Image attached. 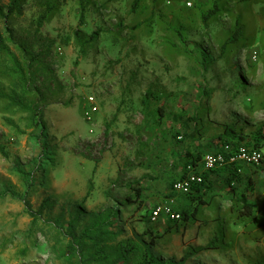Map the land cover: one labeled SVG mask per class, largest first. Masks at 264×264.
Wrapping results in <instances>:
<instances>
[{
  "label": "rangeland",
  "instance_id": "rangeland-1",
  "mask_svg": "<svg viewBox=\"0 0 264 264\" xmlns=\"http://www.w3.org/2000/svg\"><path fill=\"white\" fill-rule=\"evenodd\" d=\"M20 5L0 17L9 47L0 49V264H78L54 226L60 220L65 228L80 211L87 217L80 233L112 210L121 234L109 246L132 238L175 264H264V214L234 234L231 206L248 195L238 199L222 187V176L210 177L222 189L212 209L199 213L227 221V228L219 225L217 250L205 249L211 223L203 228L191 220L185 228L180 219L164 234L165 219L147 221L183 175L187 149L211 150L226 126L249 137L264 124V0ZM238 18L243 32L230 42ZM15 100L37 104L40 120ZM260 167L244 169L239 189L254 190ZM139 188L143 197L133 201ZM263 190L264 183L260 197ZM28 204L41 214L37 223ZM94 247L89 242L85 252Z\"/></svg>",
  "mask_w": 264,
  "mask_h": 264
},
{
  "label": "trees",
  "instance_id": "trees-1",
  "mask_svg": "<svg viewBox=\"0 0 264 264\" xmlns=\"http://www.w3.org/2000/svg\"><path fill=\"white\" fill-rule=\"evenodd\" d=\"M20 6V0H10L6 8L1 6L0 3V17H10L14 15L18 11V9H20ZM5 9L7 11V14H5ZM83 13L84 10L82 11V15ZM205 20H208V16H205ZM242 32L243 28L240 25V18H238L235 33L233 35V38H230L229 41L238 42V39L241 37ZM76 34L78 37V41L82 42L80 34L78 32ZM0 49L4 50L5 52H9V47L6 45V41L1 33ZM145 96L146 97L144 99V102L146 104L145 106L147 107V102L152 97V95L151 93H147ZM15 105L19 106L22 110H25L26 112L32 114L35 121L38 122L40 120V111L37 104L33 103L28 105L20 100H15ZM223 145H231L233 146L234 150L238 149L239 146L244 145L247 147L258 149L262 152V150L264 149V124L249 137L243 136L232 127L226 126L222 134L218 135L217 138L209 142L208 147L211 150L207 151L206 149H203L199 146H195L192 149H187L186 155L184 157L183 175L180 177V179H174L170 182L169 186L172 189V193L169 196H166L163 202L155 206V208L149 213L147 217V221L149 223H158L161 220L165 219L164 221L167 222L168 225L164 234L173 233L175 229L174 227H176L175 223L178 220H173L169 217H162L157 222H153L151 219L152 212L158 206L173 201V211L180 214V219H182L184 222L183 227L187 228L188 226H190L188 222L191 220H194L195 224H202L203 228L204 226H209L210 223L213 224V239L209 242L208 246L205 249L217 250L219 248V225L223 222V225H225V228H227V221H223L222 215L212 219V221L201 220L202 218L199 217V213L203 208H211L212 206L215 194L212 195V193L214 192L209 179L211 175L218 173V171L216 170H218L219 168L212 172H200V162L202 161L206 153L218 152L221 150V147ZM189 166L196 168L197 171L200 172V174L203 176V182L194 184L192 186L191 192L188 194L177 193L173 189L174 184L187 176ZM223 168H226L223 171V174H221V176L225 178V187L229 186L231 188V191H233L235 194V185L237 184V181H239L242 174V172H239V169L243 168L238 163L226 165ZM90 185L91 186L88 195L93 189L92 180L90 181ZM251 190H253V186H251ZM178 195L180 197L183 196V198L188 202V206H181L177 204L175 197H177ZM237 195L238 194H236V196ZM135 196L136 198H131L133 199V201H135L137 198L143 197V190L139 188L136 191ZM127 199L130 198L128 197ZM27 209L29 215L33 219V222L37 223L41 215L39 214V211H33L29 204ZM231 210L234 214V216L232 217L234 234H237V232H239L240 229L242 230V228H248L250 225L256 224V222L259 220V210L254 203L237 201L231 206ZM117 216L118 212L112 210L105 218H103V221L101 223H97V225L93 226L92 228H86L80 233H77L79 225L83 223V221L87 218L85 213L79 211L77 215L74 216L73 219L66 224L65 228L61 226L60 220L58 224L54 226V228L58 230L61 235H64L69 239L70 242L68 247L70 248L73 255L77 256L78 264H129L130 262L132 264H175L172 261H164L157 258L149 251L146 246L132 238L120 240L116 244H112L109 246L108 242L110 240L116 239L121 234V230L118 228ZM234 226L240 227L238 231H234ZM150 236L153 238V235L150 234ZM89 242L94 243L95 250H89L87 254L85 252V246ZM109 249L113 250V252H110ZM190 254H192V252H190ZM186 259H188V257H184L182 260L185 262Z\"/></svg>",
  "mask_w": 264,
  "mask_h": 264
},
{
  "label": "built area",
  "instance_id": "built-area-1",
  "mask_svg": "<svg viewBox=\"0 0 264 264\" xmlns=\"http://www.w3.org/2000/svg\"><path fill=\"white\" fill-rule=\"evenodd\" d=\"M192 7L193 3L187 4ZM238 163L240 166L249 165L254 168H258L263 163V153L255 148L247 147L244 145L239 146L238 149L234 150L231 145H223L221 150L218 152H208L204 155L200 166L203 172H212L218 168H223L226 165ZM242 172V169H239ZM203 182V176L196 168L189 166L187 176L177 181L174 184V190L177 193L188 194L192 190L194 184ZM173 201L158 206L151 215L153 222H157L162 217H169L173 220H179L180 214L173 211Z\"/></svg>",
  "mask_w": 264,
  "mask_h": 264
},
{
  "label": "crops",
  "instance_id": "crops-1",
  "mask_svg": "<svg viewBox=\"0 0 264 264\" xmlns=\"http://www.w3.org/2000/svg\"><path fill=\"white\" fill-rule=\"evenodd\" d=\"M251 168V166H249V165H245V166H243V169H242V173H243V171H244V169H247V168ZM226 168H219L218 170H216V171H218V173L217 174H214L215 176H221V174H223V171L225 170ZM261 170H263V172H260ZM214 175H211V177L212 176H214ZM223 177V176H222ZM253 178L254 179H256L255 180V183L252 181V184H254V190L253 191H251V192H245L246 190H241V189H239V185H242L241 183L240 184H236L235 185V188H236V194H238L237 195V198H240L242 195L243 196H247V199H245V200H243L242 202H251V203H254V204H256V206L258 207V210H259V219H261V217H260V212L261 213H263L264 214V211H263V209H262V206L261 205H263L264 204V190L262 191V197H260L259 196V194H260V185L261 184H263L264 183V163H263V165H262V167H260L259 168V171L256 173V174H254V176H253ZM220 180H222V178H220ZM224 180H225V178H224ZM222 187H225V184L222 186ZM247 187V185L246 184H244L243 186H242V189H245ZM213 189H214V193H212V195H214L215 194V197H217L218 196V192L220 191V189H222L221 187H219L218 188V190L216 191V189H215V186H213L212 187ZM215 197H214V199H215ZM214 199H213V201H214ZM213 203V202H212ZM210 209H212V208H210ZM209 210V209H208ZM212 212V211H211ZM212 215V214H211ZM211 215H209V216H203V219H201V220H206V219H208L209 217L211 218V217H213V216H211ZM200 223H198V225H199Z\"/></svg>",
  "mask_w": 264,
  "mask_h": 264
}]
</instances>
